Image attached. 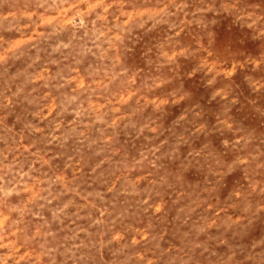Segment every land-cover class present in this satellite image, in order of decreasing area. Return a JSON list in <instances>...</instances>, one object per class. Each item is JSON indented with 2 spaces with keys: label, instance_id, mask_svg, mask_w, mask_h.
<instances>
[{
  "label": "clouds",
  "instance_id": "clouds-1",
  "mask_svg": "<svg viewBox=\"0 0 264 264\" xmlns=\"http://www.w3.org/2000/svg\"><path fill=\"white\" fill-rule=\"evenodd\" d=\"M0 264H264V0H0Z\"/></svg>",
  "mask_w": 264,
  "mask_h": 264
}]
</instances>
